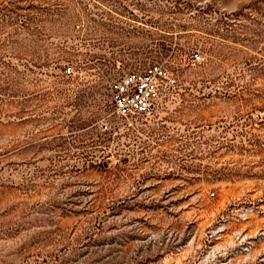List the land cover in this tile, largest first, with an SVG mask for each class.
<instances>
[{"label": "rangeland", "instance_id": "374dc122", "mask_svg": "<svg viewBox=\"0 0 264 264\" xmlns=\"http://www.w3.org/2000/svg\"><path fill=\"white\" fill-rule=\"evenodd\" d=\"M0 264H264V0H0Z\"/></svg>", "mask_w": 264, "mask_h": 264}, {"label": "built area", "instance_id": "2783aa9c", "mask_svg": "<svg viewBox=\"0 0 264 264\" xmlns=\"http://www.w3.org/2000/svg\"><path fill=\"white\" fill-rule=\"evenodd\" d=\"M201 53H194L193 60L200 63ZM71 68L68 69V73ZM176 85L173 75L159 64L151 65L139 72L129 73L111 84L110 96L116 116L128 118L134 115L151 114L157 101ZM103 128L106 130L107 125Z\"/></svg>", "mask_w": 264, "mask_h": 264}]
</instances>
